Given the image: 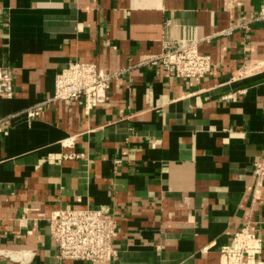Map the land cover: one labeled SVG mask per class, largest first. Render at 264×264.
<instances>
[{
    "label": "crops",
    "instance_id": "1",
    "mask_svg": "<svg viewBox=\"0 0 264 264\" xmlns=\"http://www.w3.org/2000/svg\"><path fill=\"white\" fill-rule=\"evenodd\" d=\"M259 0H0V264L58 261L49 217L104 209L118 257L106 264H217L248 225L264 260V22L234 26ZM196 39L198 81L145 63L161 40ZM70 61L118 72L103 104L49 99ZM256 67L241 73L243 67ZM233 94V98H228ZM207 247V248H206Z\"/></svg>",
    "mask_w": 264,
    "mask_h": 264
},
{
    "label": "built area",
    "instance_id": "2",
    "mask_svg": "<svg viewBox=\"0 0 264 264\" xmlns=\"http://www.w3.org/2000/svg\"><path fill=\"white\" fill-rule=\"evenodd\" d=\"M259 1L256 12L243 16L234 26L219 31L218 35H229L234 28L247 30L251 23L264 22V0ZM160 44L161 52L145 63L170 77L198 81L212 68L211 58L199 52L196 39H164ZM250 68L256 70V67L245 66L241 73ZM117 74L104 72L92 62L70 61L55 75L51 97L28 108L26 115L31 118L38 116L42 108L53 101L68 103L78 99L82 100L84 110L88 112L105 102L107 84ZM12 81L11 70L0 64V97L12 95ZM228 98H233V94ZM263 177L264 156L253 163L255 191L261 187ZM48 220L58 261L106 264L117 259L119 253L112 242L116 224L110 212L88 208L59 209L52 212ZM261 250V238L245 225L232 235L230 244L218 247L217 264H264V260L258 258Z\"/></svg>",
    "mask_w": 264,
    "mask_h": 264
}]
</instances>
